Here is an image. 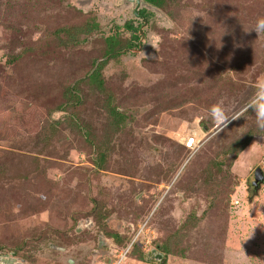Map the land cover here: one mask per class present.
<instances>
[{"label":"rangeland","instance_id":"obj_1","mask_svg":"<svg viewBox=\"0 0 264 264\" xmlns=\"http://www.w3.org/2000/svg\"><path fill=\"white\" fill-rule=\"evenodd\" d=\"M154 7L139 23L118 0H0V255L111 264L118 248L104 232L129 235L124 246L145 224L127 264L138 248L163 252L165 242L162 263L138 264H264V183L252 185L264 171V135L223 153L264 124V32L253 29L264 0ZM91 18L98 27L62 47L60 27ZM114 33L131 45L99 70L107 95L85 74ZM78 80L79 104L57 110L63 87ZM108 101L127 117L120 130ZM213 161L221 170L211 167L207 180ZM93 209L105 214L100 223Z\"/></svg>","mask_w":264,"mask_h":264},{"label":"trees","instance_id":"obj_2","mask_svg":"<svg viewBox=\"0 0 264 264\" xmlns=\"http://www.w3.org/2000/svg\"><path fill=\"white\" fill-rule=\"evenodd\" d=\"M147 2L151 3L152 5L164 9L168 3L171 2H176L177 0H146ZM98 27L97 22H95L93 20V18L84 21V23H77V24H72L69 26H64V27H60V29L58 31H60L62 33L63 36V43H62V47L64 48H68L70 47L73 43L77 44L79 42V35H83L86 36L88 34H90L93 30H95ZM126 29L132 31H137L136 28H134L131 24V22H127L125 24ZM54 32H57L56 30H54ZM132 37L134 39H137V36L135 34L132 35ZM104 48H103V53H102V59L94 64L93 66H95L94 69H92L91 71L87 72L85 74V77L88 81H92L95 84L96 89H98L99 91H101L104 94L109 95V90L104 86L103 84V79H101L100 74H99V70L100 68L108 61L109 58L115 56V55H119L121 53H124L129 47H130V43L125 42L124 40L120 39L118 37V35L116 33L114 34H110L108 36H106L104 38ZM134 46V45H132ZM97 65V66H96ZM82 80H78L75 81L72 84H69L67 86L63 87V91H62V97H63V102L60 103L57 106V110H65L67 108H69L70 106H75L76 104H79L80 102V94H79V90H78V84L79 82ZM109 105V112H110V117H111V121H110V126H113L114 129L120 130L124 123L125 120L127 119V117L125 116V113L122 111H119L116 106L112 105L109 101L107 102ZM254 107V105L249 106L248 110L252 109ZM68 120L69 123L76 128V130L84 135V137H89V131L86 128L85 124H83V122H81L78 117H76L75 115H70L68 116ZM55 123H57L56 120H52L51 122V127H54ZM255 128V127H254ZM256 128L258 129L257 132L254 131H247L245 132L240 138L233 140V142H231L224 150L223 153L224 154H232V155H236L238 152H240L242 149H244L247 145L248 142L251 140V138L255 135H264V127H261L260 125L256 126ZM203 129H206V127L204 126ZM90 144H93L90 141ZM103 156H105V154L103 152H100L96 155L92 157V161L93 164L95 166H97L98 168L102 167L101 164V160L103 158ZM33 159H37V158H33ZM220 162H212L211 166H206L203 171L205 173V178L207 180H209L212 177V171H211V167H214V169L216 171H220L221 169H216V167H219ZM215 173V172H214ZM92 210L89 214H92L94 216V219L97 223H100L104 217V213L102 212V210ZM190 217H187L184 221V224L189 222ZM193 223V222H191ZM106 236H110L112 238V240L117 244L116 248H120V246L122 247L125 239L129 238V235L125 236L122 234H119L117 232H104ZM57 245H60L61 243H55ZM126 244V243H125ZM14 251L17 250V248L13 247ZM161 249L163 250V252L165 254H167L169 252V248H168V244L165 242L163 244H161ZM133 250V249H132ZM132 252V251H131ZM130 252V254H131ZM129 254V256H130ZM144 252L143 250H137V254L135 256V259L137 262L141 261L143 262V257H144ZM25 258H27V256H23Z\"/></svg>","mask_w":264,"mask_h":264},{"label":"water","instance_id":"obj_3","mask_svg":"<svg viewBox=\"0 0 264 264\" xmlns=\"http://www.w3.org/2000/svg\"><path fill=\"white\" fill-rule=\"evenodd\" d=\"M123 1V3L128 4V3H134V1H140L141 0H118V2ZM144 5H146L147 7H151L154 10L159 11L157 8H155L152 5H147L145 2H142ZM261 168L257 167L254 171V182H257L261 179ZM102 234H99V239H102ZM103 244L101 243V241L99 242V246ZM58 249L63 250V247H59L57 246ZM13 255V253H12ZM8 256V255H0V264H19V262H17L16 258L14 256ZM164 258V253L160 252L156 247H151L150 249H148L145 252V256H144V262H150V261H155L157 263H162Z\"/></svg>","mask_w":264,"mask_h":264},{"label":"built area","instance_id":"obj_4","mask_svg":"<svg viewBox=\"0 0 264 264\" xmlns=\"http://www.w3.org/2000/svg\"><path fill=\"white\" fill-rule=\"evenodd\" d=\"M144 225L138 226L136 228V233L131 237V239L124 246L118 248V252H117L116 258H115V260L113 262H111V264H127L126 260L129 258V254L132 251V247L135 244V241H136L138 235L145 232L144 231ZM130 226H131L130 228L133 229V225L130 224ZM152 237L153 236H151V238L147 237L145 239L144 247H146L148 245L150 246ZM134 261H135V264L139 263L136 260H134Z\"/></svg>","mask_w":264,"mask_h":264},{"label":"flooded vegetation","instance_id":"obj_5","mask_svg":"<svg viewBox=\"0 0 264 264\" xmlns=\"http://www.w3.org/2000/svg\"><path fill=\"white\" fill-rule=\"evenodd\" d=\"M142 2H145L146 4L148 3V4H151V3H149V2H147L146 0H141V2L139 1H134V3H132L131 5H132V11H133V15L137 18V19H139L138 21H140L139 23H143L144 21H147V18H148V12H147V9H146V5H144ZM128 4H130V3H128ZM152 5V4H151ZM154 6V5H153ZM131 22V24H132V26L134 27V28H136V30L138 29V27L137 26H134L133 25V21L132 20H126L125 22H124V27H125V24L127 23V22ZM141 25V24H140ZM126 28V27H125ZM126 30H128V29H126ZM130 31V30H129ZM134 32V31H133ZM133 47H138V45L136 44V45H134ZM128 50V49H127ZM126 50V51H127ZM125 51V52H126ZM124 52V53H125ZM262 170V169H261ZM262 183H264V171L262 170L261 171V179L259 180V181H257V182H252V185L254 186V188L257 186V185H260V184H262Z\"/></svg>","mask_w":264,"mask_h":264},{"label":"clouds","instance_id":"obj_6","mask_svg":"<svg viewBox=\"0 0 264 264\" xmlns=\"http://www.w3.org/2000/svg\"><path fill=\"white\" fill-rule=\"evenodd\" d=\"M253 29H254L258 34H259L260 32H264V22L258 23V25H257L255 28H253ZM257 110H258V112H259V106H258ZM262 119H264V118H262ZM261 126L264 127V124H262Z\"/></svg>","mask_w":264,"mask_h":264},{"label":"crops","instance_id":"obj_7","mask_svg":"<svg viewBox=\"0 0 264 264\" xmlns=\"http://www.w3.org/2000/svg\"><path fill=\"white\" fill-rule=\"evenodd\" d=\"M139 262V261H138Z\"/></svg>","mask_w":264,"mask_h":264}]
</instances>
